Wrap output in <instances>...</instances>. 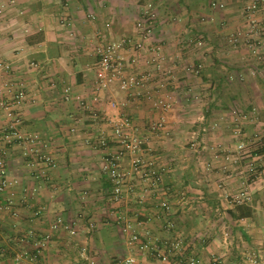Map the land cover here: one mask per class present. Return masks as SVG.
<instances>
[{"label":"rangeland","instance_id":"obj_1","mask_svg":"<svg viewBox=\"0 0 264 264\" xmlns=\"http://www.w3.org/2000/svg\"><path fill=\"white\" fill-rule=\"evenodd\" d=\"M248 1H143L139 5V16L134 22L136 38H116L131 41L132 45L122 48V72L125 78L132 76L135 81L124 90L116 79L108 84V88L116 83L115 86L126 94L125 97L108 100L103 92L108 88L100 92L92 85L90 98L84 99L81 94H71L68 88L69 97L66 99V88L63 90L65 103L76 104L88 114L79 119H91L94 124L104 122L107 126L109 135L103 129H93L85 144L92 151L100 152L101 163L97 175L112 185L104 194L98 196L88 194L87 189L80 192L78 200L83 206L100 203L104 205L102 209H105V212L85 210L79 213L80 221L76 225L60 218L75 231L71 234L64 229H58L66 232L68 238L75 239L76 235L83 239H94L101 235L113 236L115 227L113 224L105 225L104 219H109L108 216L112 218L111 210L121 208L128 188H138L132 186L137 180L131 179L136 173L141 187L148 193L145 191V194L136 196L135 199L140 206L144 202L152 203L156 210L152 215L155 214L156 217L158 214V219L165 217L168 220L184 206L189 208L191 197L186 194H168L171 192L170 185L165 184L160 175H156L160 162L156 160L163 152L165 158L175 164L173 167H180L178 171L183 172L187 166L194 164L193 169L199 176L206 172L215 176V187L218 191H215V196L211 198L219 204L221 201H228L231 205L251 202L250 186L264 176V36L255 35L253 31L252 37L248 33L250 27L243 17V10ZM90 19L95 21V17ZM146 20L148 22H145ZM139 22L142 24L141 28L138 27ZM137 42H141L142 51L138 52L134 48ZM93 56V62L97 63L99 57L95 53ZM39 70L41 68L36 72ZM5 78L7 79L4 81L12 83L16 88L22 87L27 94L28 85L24 82L23 85L17 83L13 78L12 69ZM49 86L55 88L56 84L49 82ZM25 102L24 100L23 105ZM97 108L108 109L109 114L102 116ZM76 116L77 114L73 118L77 119ZM74 119L72 122H76ZM140 119L142 125H139ZM2 128L0 137L5 139L10 135V131L2 133ZM72 130L71 132L75 133L76 129ZM97 130L104 132L103 135H97ZM4 142L0 140V146L9 150L11 144ZM43 146L41 140L35 147L37 152L31 151L32 156L29 151L33 148L21 144L19 149L23 158L27 159L28 168L55 167L56 159L52 157L55 154L45 153ZM179 155L184 160L181 161L182 166L176 163ZM124 157L130 158L131 165L128 169L122 167L121 161ZM110 160L115 161V167L120 174L117 179L110 177L108 173ZM168 161L166 167L169 166ZM227 166L230 171L240 170L243 177L230 195L220 193L221 176L225 175ZM16 184L15 182L14 186ZM178 186L182 187L183 184L179 182ZM116 188L119 189L117 199ZM152 192L156 194V198H153ZM199 202L206 203L207 200L203 198ZM10 208L5 195L3 208L0 210L13 215ZM191 210L188 212H195ZM181 215L187 217V212H182ZM188 216L190 218V214ZM189 218L186 219V227L194 221ZM217 218L210 220L211 223L218 225L220 217ZM123 219L122 215H117L115 220L118 230L127 233V242L130 243L132 237L136 236L139 241L148 245L146 253L154 254L160 262L204 264L189 252L188 228L169 223L166 228L169 231L168 238L156 236L149 239L142 238L123 226ZM54 231L51 226V232ZM52 233L46 234L50 237ZM46 234L42 238L30 237L31 243L43 244L48 241ZM216 234H219L218 230ZM25 250L26 248L18 254L27 257L30 252L24 254ZM79 253V261H82V264H93L92 257H98L96 264H108V259L101 258L99 253L95 254V249L92 250L88 243L84 244ZM164 255L167 256V261L162 260ZM122 259L124 258L113 263H119Z\"/></svg>","mask_w":264,"mask_h":264},{"label":"crops","instance_id":"obj_2","mask_svg":"<svg viewBox=\"0 0 264 264\" xmlns=\"http://www.w3.org/2000/svg\"><path fill=\"white\" fill-rule=\"evenodd\" d=\"M143 1L146 0H0V60L10 64L17 83L28 85L26 102L19 111L23 119L20 132L39 136L44 143V152L54 153L52 157L56 159L54 168H28L27 159L19 149L21 143H10L8 174L17 184L6 194L13 215L0 210V264H21L32 256L36 258L35 264H82L79 252L85 243L95 249V254L106 257L108 264H119L113 262L130 257L136 264H164L154 254L139 251L135 243L127 242V233L118 230L116 225L117 215L124 217L123 226L142 238H168L166 228L169 223L188 228L189 252L204 264H264V176L250 186L251 202L243 204L251 214L233 218L229 212H234L236 204L231 205L228 201L219 204L211 198L218 191L215 176L209 172L199 176L193 169L194 164L185 169L182 167L183 172L178 171L180 167H173L175 164L165 158L164 152L156 160H160L156 175L170 185L168 194L191 197L190 207L184 206L168 219L170 222L165 217L158 219V214L155 217L152 203L144 202L140 206L135 199L146 191L136 173L131 179L137 180L132 186L138 188H128L121 208L110 212L115 217L104 219L105 225L115 227L113 236L83 239L76 235L74 239L68 238L62 230L51 232L52 223L57 218L76 225L80 221L79 213L85 210L105 212L100 203L83 206L78 195L85 189L88 194L96 196L107 191L109 183L97 175L100 152L92 151L85 143L93 129H103L108 135L109 131L104 122L94 124L91 119H79L88 114L76 104L65 103L63 90L70 88L71 94L90 98L96 64L93 62L95 48L103 42L115 41L118 36L135 39L134 22ZM91 17H95V21ZM30 63L39 64L41 70L31 69ZM49 82L55 83L56 87L51 88ZM115 85L103 91L106 99L125 97L126 94ZM99 113L108 115L109 110L100 108ZM76 114L77 119H74ZM73 119L76 122H72ZM7 121L0 111V128L6 126ZM139 122V125L143 124L141 119ZM72 129H76L75 133L71 132ZM103 133L97 130L96 134ZM179 156L180 161L176 163L181 165L184 160ZM167 161L169 166L166 167ZM121 164L128 169L130 158L124 157ZM229 168L227 166L225 175L221 176L220 193L225 195H230L243 179L240 170L235 172ZM179 182L182 187L178 186ZM155 195L152 192L153 198ZM203 198L206 203L199 202ZM190 209L195 212H188ZM215 211L219 213L215 214ZM182 212H187V217H181ZM216 217H220L218 225L210 221ZM188 218L194 221L186 227ZM217 230L219 234H216ZM46 233H52V236L41 249L31 243L30 237L42 238ZM24 248V254L30 252L27 257L18 254ZM97 259L92 257L93 264Z\"/></svg>","mask_w":264,"mask_h":264},{"label":"built area","instance_id":"obj_3","mask_svg":"<svg viewBox=\"0 0 264 264\" xmlns=\"http://www.w3.org/2000/svg\"><path fill=\"white\" fill-rule=\"evenodd\" d=\"M243 13V17L246 20L247 25L250 27L248 32L250 33V36L254 37V34L264 36V0H249L244 7ZM145 22L148 21L146 20ZM138 27H142L141 22L138 23ZM130 44V39L120 38L119 40L111 42H103L95 48V54L99 57V60L94 67L92 78L96 91H103L108 88V84L111 83V81L116 79L120 82V88L124 90L134 83V77L131 76L125 78L122 72V48L129 46ZM134 48L137 49L138 52L143 50L141 42L135 43ZM29 67L33 70H38L40 68L37 63H30ZM10 70V64L0 60V110L3 111L9 122L2 128V133L10 131L9 136L7 135L5 139L0 137V140H3L5 141L4 143L8 144L13 141H18L21 144L28 146L30 149L33 148L29 151V154L32 155V152H37L35 147L41 143V140L36 134H24L20 132V127L22 126L23 121L19 110L23 105L24 100H26L27 94L22 87L19 86L16 88L12 83L4 81L7 79L5 76ZM64 94L67 99L69 97L68 88L64 90ZM4 147L5 146H0V209L3 208L4 197L8 193V189L15 184L8 174L7 150ZM115 166V161L110 160L107 167L110 177L117 179L120 174H118ZM115 193V199H117L119 193L118 188L115 189ZM52 229H64L71 234L75 233V231L60 218L56 219L52 224ZM46 237L49 239L48 235ZM46 241L43 244L38 243L37 248L41 249ZM131 242L139 245L138 247L140 251H145L148 248V245L139 241L136 236L132 237ZM162 260L167 261V256L164 255ZM35 261L36 258L32 256L27 258V260L21 264H35ZM119 264H136V262L134 258L130 257L119 261Z\"/></svg>","mask_w":264,"mask_h":264},{"label":"trees","instance_id":"obj_4","mask_svg":"<svg viewBox=\"0 0 264 264\" xmlns=\"http://www.w3.org/2000/svg\"><path fill=\"white\" fill-rule=\"evenodd\" d=\"M108 187L111 188L112 185L109 184ZM229 213L233 218H244V217H248L251 214V211L250 209L245 207L243 204H239L236 206V209L234 210V212H229Z\"/></svg>","mask_w":264,"mask_h":264}]
</instances>
